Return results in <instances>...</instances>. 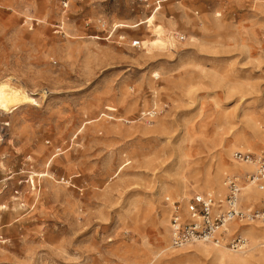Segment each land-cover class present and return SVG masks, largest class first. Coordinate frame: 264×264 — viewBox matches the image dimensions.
<instances>
[{
	"label": "rangeland",
	"instance_id": "obj_1",
	"mask_svg": "<svg viewBox=\"0 0 264 264\" xmlns=\"http://www.w3.org/2000/svg\"><path fill=\"white\" fill-rule=\"evenodd\" d=\"M154 24L173 47H132ZM1 79L31 100L0 109V264H208L167 226L224 146L264 206L233 157L264 151V0H0Z\"/></svg>",
	"mask_w": 264,
	"mask_h": 264
},
{
	"label": "built area",
	"instance_id": "obj_2",
	"mask_svg": "<svg viewBox=\"0 0 264 264\" xmlns=\"http://www.w3.org/2000/svg\"><path fill=\"white\" fill-rule=\"evenodd\" d=\"M66 6V2L64 3ZM132 47H140L141 41H131ZM236 161L254 162L255 170L245 174V180L253 182L258 190L264 191V151L254 155L249 151H235ZM227 193L224 199L217 200L206 193H195L188 201L180 205L173 201L169 215V243L173 248H179L189 242L212 241L222 242L229 237L226 244L231 250L242 249L247 240L240 234L226 235L227 224L233 220L264 221V206L242 208V186L235 176L227 178Z\"/></svg>",
	"mask_w": 264,
	"mask_h": 264
},
{
	"label": "bare ground",
	"instance_id": "obj_3",
	"mask_svg": "<svg viewBox=\"0 0 264 264\" xmlns=\"http://www.w3.org/2000/svg\"><path fill=\"white\" fill-rule=\"evenodd\" d=\"M174 35L172 30L164 25L161 24H154L151 28L150 34L148 37L142 38L141 45L142 48L145 50L146 53H152L156 50H162L168 47H173ZM29 96L23 88L15 86L11 83L9 79H1L0 80V109L4 111H9L13 107L17 108L22 103H26L31 100ZM7 113V112H6ZM245 140V139H244ZM262 137L257 138L256 144H262ZM228 151V147L224 146L222 150L218 152L217 161L213 165V169L210 171L205 169V173L202 175L200 181V191L201 193L204 192L209 195L211 193L208 191V187L212 186L216 191L214 193L217 197L222 195L224 188L226 189V181H220L222 175L226 174L227 169L225 165L224 155ZM262 152V151H261ZM259 153H255V155H259ZM236 161V160H235ZM241 162V161H237ZM243 167L247 171H254L255 170V163L254 162H244ZM247 173V172H246ZM244 173V175L246 174ZM231 177V176H230ZM197 178V177H196ZM250 184L253 182L247 181ZM215 185H214V184ZM213 184V185H212ZM251 186V185H250ZM212 190V189H211ZM162 192V191H161ZM186 191H184L183 195L180 197L181 200L186 202L189 198L186 199ZM244 195H246V199H258L264 196V192H260L254 188L246 187ZM217 200V199H216ZM250 207V206H249ZM238 221V220H235ZM230 221L229 224L238 223ZM241 222H243L241 220ZM244 224V223H243ZM242 233L246 234V245L240 250H231L230 248L226 247L225 245L221 244V242H212V241H196V242H189L179 248L176 249H183L189 246H194L197 253L208 260V264H264V244H261L260 240L264 239V229L262 226L255 225V226H247L245 225H238L236 226ZM227 228V227H226ZM159 231V230H158ZM168 231V226H167ZM231 234V233H230ZM229 234V235H230ZM169 236V231H168ZM243 236V235H242ZM166 238V231L165 234L162 231L158 234L157 240L159 243H162ZM229 237H225L224 241H227ZM223 242V241H222ZM171 247V246H169ZM165 249V248H164ZM231 250V252L228 251ZM232 251L234 253H232ZM204 260V261H205Z\"/></svg>",
	"mask_w": 264,
	"mask_h": 264
}]
</instances>
